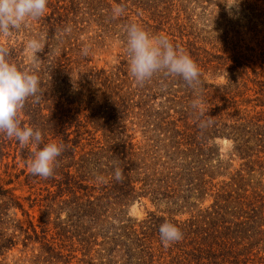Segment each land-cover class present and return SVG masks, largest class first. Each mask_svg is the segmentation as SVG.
I'll return each mask as SVG.
<instances>
[{
	"label": "trees",
	"instance_id": "obj_1",
	"mask_svg": "<svg viewBox=\"0 0 264 264\" xmlns=\"http://www.w3.org/2000/svg\"><path fill=\"white\" fill-rule=\"evenodd\" d=\"M132 23L189 54L199 88L164 72L137 85ZM41 35L40 99L19 118L43 140L0 134V264H264V0L231 15L209 0H49L3 39L10 61L30 67ZM49 142L64 145L54 174L32 175ZM136 203L144 216L129 214ZM165 222L183 233L168 246Z\"/></svg>",
	"mask_w": 264,
	"mask_h": 264
},
{
	"label": "clouds",
	"instance_id": "obj_2",
	"mask_svg": "<svg viewBox=\"0 0 264 264\" xmlns=\"http://www.w3.org/2000/svg\"><path fill=\"white\" fill-rule=\"evenodd\" d=\"M49 0H0V134L15 138L22 145H40L43 140L42 131L33 126L22 125L19 118L29 98L34 102L40 97V78L36 72L40 58L38 53L45 48L44 36L31 38L26 43L30 67L20 69L11 62L10 48L2 42L20 31L29 20H38L47 12ZM240 0H220L231 15L233 8H238ZM124 7L113 9V15L119 16ZM65 32L70 29H65ZM126 45L129 57V72L137 85H143L154 75L164 72L173 77H180L193 89L201 84L199 65L182 48L173 44L166 35L151 34L143 26L132 23L126 27ZM88 47L82 54H88ZM196 106L195 104L193 105ZM64 151V145L49 142L34 153L29 164L32 175L48 178L54 174L58 166V157ZM114 178H123L122 169L116 168ZM160 240L168 246L183 238L181 229L174 223L165 222L160 226Z\"/></svg>",
	"mask_w": 264,
	"mask_h": 264
},
{
	"label": "rangeland",
	"instance_id": "obj_3",
	"mask_svg": "<svg viewBox=\"0 0 264 264\" xmlns=\"http://www.w3.org/2000/svg\"><path fill=\"white\" fill-rule=\"evenodd\" d=\"M209 1L225 7L224 4L220 3V0H209ZM108 50H109V52H107V53L105 52V53L99 55V57H97V58L101 59V61L110 60V59H112V55H114L115 53L118 52L117 47L112 48V49H108ZM100 64L102 65L103 63L100 62ZM218 145L221 148L222 153L226 154L230 151V148H231L230 142H228L226 140L225 141H218ZM129 214L132 216H135V217H142L145 214V208L142 205L136 203L129 208Z\"/></svg>",
	"mask_w": 264,
	"mask_h": 264
}]
</instances>
